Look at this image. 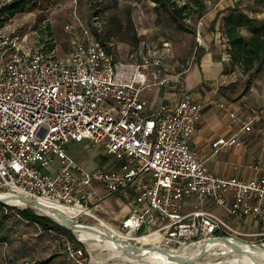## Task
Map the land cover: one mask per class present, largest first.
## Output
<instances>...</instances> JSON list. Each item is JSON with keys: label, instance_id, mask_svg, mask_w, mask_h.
<instances>
[{"label": "built area", "instance_id": "built-area-1", "mask_svg": "<svg viewBox=\"0 0 264 264\" xmlns=\"http://www.w3.org/2000/svg\"><path fill=\"white\" fill-rule=\"evenodd\" d=\"M171 2L178 9L185 5ZM75 22L64 28L71 46L67 57L57 56L45 23L32 45L0 29V192L57 207L77 224L90 220L136 247L180 253L226 237L264 248V176L244 181L207 170L190 144L201 120L190 93L155 110L140 98L144 90L170 86L189 70L203 20L196 26L193 57L173 77L162 69L171 57L169 42L141 50L132 63H115L95 35L103 25L99 15L90 26ZM262 116L247 108L242 130L250 132ZM229 118L237 120L231 113ZM85 140L92 149L102 146L110 158L107 167L87 172L67 156L68 142ZM233 145H241L235 136L218 139L212 148ZM54 157L60 166L49 175ZM251 160L259 171L260 162ZM116 194L133 200L126 217L111 226L99 213L104 200ZM58 236L69 263L91 264L78 239Z\"/></svg>", "mask_w": 264, "mask_h": 264}, {"label": "rangeland", "instance_id": "rangeland-1", "mask_svg": "<svg viewBox=\"0 0 264 264\" xmlns=\"http://www.w3.org/2000/svg\"><path fill=\"white\" fill-rule=\"evenodd\" d=\"M178 1L185 3L183 7H189L184 11L182 17L177 19V22L185 26L188 32L178 29L173 24L168 12L161 9L155 10L152 3L143 0H31V7L29 6L26 11L19 12L9 18L0 29L4 34L16 36L21 41L25 39V42L21 43L32 45L36 41L38 30L45 23L49 26V31L56 43L57 56L67 57L70 55L71 46L68 35L64 30L65 26L76 23L75 19H78L83 25L90 26L93 16L99 15L103 25L100 32L95 33V35L102 44L107 46L113 62H120V64L132 63L138 60L137 56L141 50L159 46L162 41H167L170 43L171 57L165 60L162 69L164 71L165 67L169 70V67L175 66L173 68L175 71H181L180 66L185 65L193 57L197 47L196 26L201 19L205 23L204 14L207 15V12L214 13L224 8L221 10V14L223 13L222 21L229 14L228 10L236 8L247 15L248 18L254 20V25L257 26L264 22V0ZM195 3H200L204 7L200 15L191 12V9L195 7ZM231 3L234 7L226 8V5H231ZM4 4L5 2L0 1V9ZM174 8H177L176 5H174ZM93 30H95V27ZM241 35L246 37L248 33L242 29ZM167 72L170 73V71ZM167 72L163 73L167 74ZM243 76H245L247 87L253 86L264 91V66L257 74L251 72V74H243ZM140 98L141 100H153V88L144 90ZM100 149H102V146L92 149L87 140L82 143L70 141L64 146L67 156L80 169L87 172L105 168L109 162L110 158L104 153V150ZM59 166L58 158L54 157L53 163L46 169V173L54 175ZM108 198H110L114 207L115 217L120 216L121 208L124 206L123 203L127 205L129 200L121 194L112 195ZM116 203L123 206H117ZM5 206L8 207V205L0 204V264H38L44 261H47L46 264H71L65 258L62 242L58 235L72 239L71 241L76 240L75 235L71 234V237L69 233L59 232L56 234L42 231L33 223L25 222L17 217L16 213L17 211H25L27 214L44 217L53 222L44 213L28 207L19 206V209L12 210L11 208L5 209ZM99 215L104 221L111 222L109 216L101 211ZM67 216L71 218V216ZM80 224L94 226V229L98 227L90 220H82ZM144 231V229H141L140 233ZM93 235L98 236L96 233H93ZM88 239L96 249L101 247L94 239ZM100 240L102 241V239ZM80 247L87 252V256L89 255L91 264H134L127 260L123 261L122 257L113 254L112 251H101L99 249V251H89L85 244ZM110 255L112 257L109 259ZM204 257V259L198 261L199 264H237L236 261L242 258L241 255L233 254L231 250L228 251L223 247L216 249L213 255Z\"/></svg>", "mask_w": 264, "mask_h": 264}, {"label": "crops", "instance_id": "crops-1", "mask_svg": "<svg viewBox=\"0 0 264 264\" xmlns=\"http://www.w3.org/2000/svg\"><path fill=\"white\" fill-rule=\"evenodd\" d=\"M230 7L234 5H226V8ZM223 9L203 15L205 25L201 30V45L195 61L187 72L173 80L171 85L174 88L171 85L153 87V100L142 101L147 108L155 110L162 104L176 105L186 93H190L193 103L201 108V120L191 139V147L204 160L212 175L222 178L236 176L250 181L264 176V115L251 126L250 132L242 130V120L247 108L263 111L264 91L247 87L246 75L243 76L241 69L232 63L224 49ZM174 67H169V70L164 67L163 72L170 71L164 75L173 77L180 74V70L175 71ZM230 113L236 115V121L229 118ZM233 136L237 137L240 146L224 147L216 152L212 148V143L218 139L227 140ZM252 158L260 162L259 171L252 169ZM108 165L109 162L106 167ZM126 199L129 200L127 205L116 203L123 206L118 217H115L110 198L102 203L101 212L109 216L111 222H106L111 226H117L128 214L133 199ZM96 229L103 232L100 227Z\"/></svg>", "mask_w": 264, "mask_h": 264}, {"label": "trees", "instance_id": "trees-1", "mask_svg": "<svg viewBox=\"0 0 264 264\" xmlns=\"http://www.w3.org/2000/svg\"><path fill=\"white\" fill-rule=\"evenodd\" d=\"M5 4L0 9V28L4 23L19 12H24L30 6L31 0H0ZM154 4L155 10H163L170 14V18L173 20V24L178 29L188 32V29L177 22V19L182 17V14L189 7L174 8L171 0H143ZM31 7V6H30ZM195 8V9H194ZM191 9L194 14L200 15L204 7L200 3H195V7ZM229 14L222 20L223 38L228 43L229 54L233 64L237 65L243 74H257L264 66V22L260 25H254V20L250 19L244 13L234 8L228 10ZM188 16V15H187ZM247 31L248 36L241 35V30ZM5 209L11 207L5 206ZM12 210H15L11 208ZM16 216L25 222H30L40 228L42 231L54 232V233H71L62 227L54 224L50 220L44 217H36L31 214H27L25 211H17ZM72 240V239H71ZM47 261L40 262L38 264H46Z\"/></svg>", "mask_w": 264, "mask_h": 264}, {"label": "water", "instance_id": "water-1", "mask_svg": "<svg viewBox=\"0 0 264 264\" xmlns=\"http://www.w3.org/2000/svg\"><path fill=\"white\" fill-rule=\"evenodd\" d=\"M262 113L264 115V109H263ZM12 197L17 199V201L20 204H22L24 207L37 209L40 211H49L52 215H54V217H50L48 215H46V216L48 218H50L58 226L69 231L73 235H75L76 231H80V230H85V231H89V232H93V233L98 234L100 239L107 240L108 242L112 243L114 248L117 249L118 251H120L121 255H123L125 257H129V258H137L141 255L145 256L146 254L149 255V254L157 253V254L165 257L167 261L173 262L175 264H197V261H199L200 259H202L206 255V250L204 249V245H209V244L219 243V242L224 243L229 249H231L232 253L236 254V255H243L244 254V255H247L249 257L251 256L249 253H247V251H244L242 249V247H246L250 251L264 252V248L259 247L257 245L244 243V242H242L240 240H236V239L230 240L226 237H220V238L204 241L202 243V247H201V251H200L199 255L197 257H195L194 259H189L185 256H182L179 253H174V252L168 251V250L163 249V248L136 247L134 245L128 244V243L121 241L119 239H115L111 235H108L104 232L97 231L96 229H94L93 227H91L89 225L77 224L74 221H72L71 219H68L67 217H65V215L63 213H61L60 211H58L56 209L46 207V206L41 205L40 203H38L36 201L29 200V199L21 197V196H12ZM0 204H4V203L0 200ZM4 205H6V204H4ZM76 239H78V238L76 237ZM78 241L82 245H84V243L81 240L78 239ZM138 264H145V263H138Z\"/></svg>", "mask_w": 264, "mask_h": 264}, {"label": "bare ground", "instance_id": "bare-ground-1", "mask_svg": "<svg viewBox=\"0 0 264 264\" xmlns=\"http://www.w3.org/2000/svg\"><path fill=\"white\" fill-rule=\"evenodd\" d=\"M0 200L6 204V205H13V206H20V207H24L22 204H20L17 199L13 198L12 196L8 195V194H0ZM54 209L58 210L57 207H55ZM42 213H44L45 215H48L50 217H54V215H52L49 211H40ZM66 217H68L67 215L70 216V214L68 213H65L64 214ZM69 218V217H68ZM70 219V218H69ZM81 225V224H80ZM94 228V227H93ZM75 235L76 237L81 240L86 246H87V249L89 251H112L113 254H116L117 256L119 257H122V260L123 261H129V262H132L134 264H138V263H145V264H175L173 262H169L166 260L165 257H163L162 255H159L157 253H153V254H149V255H141L137 258H129V257H125L123 255H121L120 251H118L117 249L114 248L113 244L108 242L107 240H103L102 241L100 240V238L97 236V235H93V233L89 232V231H85V230H80V231H76L75 232ZM88 238H92L94 239L101 247L96 249L93 244L90 242V240ZM225 246V247H224ZM224 248V249H229L224 243L222 242H219V243H213V244H209V245H204V249L206 250V255L205 256H208V255H213L215 253V250L216 249H221V248ZM242 249L244 251H247V253H249L251 256H247V255H241V259L240 260H237V264H255L254 262L252 261H255V262H260L262 264H264V252H256V251H250L249 249H247L246 247H242ZM201 251V247L199 248H194V249H186V250H183L181 251L179 254H181L182 256H185L189 259H194L195 257H197L199 255ZM100 253V252H99ZM90 254V253H89ZM97 255H100V254H97ZM101 256V255H100ZM99 256V258H100ZM106 257V256H105ZM112 256L110 255V257H108L109 259L111 258ZM117 258V257H116ZM205 258V257H204ZM202 258V259H204ZM104 259V258H103ZM158 259V260H157ZM200 259V261L202 260ZM160 260V261H159ZM209 261V260H207ZM206 263V262H205ZM197 264L198 261H197ZM207 264V263H206Z\"/></svg>", "mask_w": 264, "mask_h": 264}]
</instances>
